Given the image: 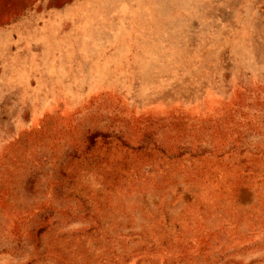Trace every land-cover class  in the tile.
<instances>
[{"label": "rangeland", "instance_id": "rangeland-1", "mask_svg": "<svg viewBox=\"0 0 264 264\" xmlns=\"http://www.w3.org/2000/svg\"><path fill=\"white\" fill-rule=\"evenodd\" d=\"M0 264H264V0H0Z\"/></svg>", "mask_w": 264, "mask_h": 264}, {"label": "trees", "instance_id": "trees-1", "mask_svg": "<svg viewBox=\"0 0 264 264\" xmlns=\"http://www.w3.org/2000/svg\"><path fill=\"white\" fill-rule=\"evenodd\" d=\"M32 4H33V3H30V4L25 3V4H21L19 7H18V6H14V7L11 9L12 14H11V12H10L11 16H10V14H9V16H10L9 19H10V20H11V19L13 20V19L17 18L18 16L22 15L26 10L30 9V7L32 6ZM17 7H18V8H17ZM10 20H9V21H10ZM94 146H95V144L93 143V140H91V141L89 142V144H88L87 149L89 150L90 148H92V147H94ZM46 226H47L46 224L39 226V227L36 229L34 235L32 236L33 244H34V246H35L36 248L40 245L41 234H42V232H44V231L47 229V228H45Z\"/></svg>", "mask_w": 264, "mask_h": 264}]
</instances>
